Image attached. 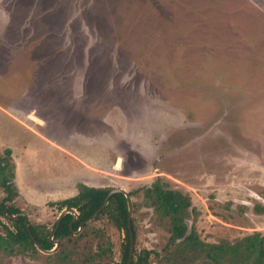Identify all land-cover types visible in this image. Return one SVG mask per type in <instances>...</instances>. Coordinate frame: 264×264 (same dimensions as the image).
Segmentation results:
<instances>
[{"label":"rangeland","instance_id":"obj_1","mask_svg":"<svg viewBox=\"0 0 264 264\" xmlns=\"http://www.w3.org/2000/svg\"><path fill=\"white\" fill-rule=\"evenodd\" d=\"M8 148L35 223L56 221L48 202L80 183L138 189L135 248L160 250L169 232L142 189L161 177L191 196L205 241L264 231V0H0ZM91 225L79 250L102 227L119 260L125 231ZM39 253L0 264H58Z\"/></svg>","mask_w":264,"mask_h":264},{"label":"trees","instance_id":"obj_2","mask_svg":"<svg viewBox=\"0 0 264 264\" xmlns=\"http://www.w3.org/2000/svg\"><path fill=\"white\" fill-rule=\"evenodd\" d=\"M15 176V164L11 160V150L8 148L6 155H0V190L5 192L0 201V218H6L10 224L0 219V255H38L39 250L25 225V216L21 214L13 218L8 215V213L16 215L22 211L16 205L19 190ZM111 189L106 186L80 183L79 191L73 196L48 202L49 205L56 206L60 210L73 207L79 211V218L75 221L74 213L68 212L64 215L53 237L55 240H60L61 245L58 250L48 255L50 259L58 264H110V261L114 264H127L130 237L127 225L128 203L123 193L112 194L108 203L94 218L97 220L106 216L113 224L125 231L126 241L123 243L119 260L114 261L111 245L104 244L105 233L102 227L93 228L98 239L96 247L90 249L86 245L79 250L81 241L88 239L91 233L92 221L86 223L80 233L75 234L81 222L101 207ZM142 190L144 205L153 209L155 219L166 226L169 236L160 250L144 248L137 251L134 246L132 264H264V231L254 230L234 240L223 238L216 242L205 241L195 224L190 226L187 222L192 206V198L189 194L171 188L161 177ZM137 192L138 189L131 190L129 194L133 197ZM133 204L135 206L136 202L133 201ZM28 221L29 228L37 241L44 248L52 249L55 244L49 240V235L56 221L51 225ZM132 227L136 236L133 219Z\"/></svg>","mask_w":264,"mask_h":264},{"label":"water","instance_id":"obj_3","mask_svg":"<svg viewBox=\"0 0 264 264\" xmlns=\"http://www.w3.org/2000/svg\"><path fill=\"white\" fill-rule=\"evenodd\" d=\"M117 165H119V162H117ZM117 192H121L123 193L126 198H127V203H128V230H129V237H130V249H129V257H128V262L127 264H132V258H133V254H134V246H135V236H134V231H133V227H132V214H133V209H134V204H133V199H132V196L129 194V192L125 189V188H122V187H117V188H112L103 204L101 205V207L94 213L92 214L89 218H87L86 220H83L80 224V228L78 231H75V233H79L81 231V229L83 228V226L92 221L96 215L98 214V212L108 203L109 201V198L111 197L112 194L114 193H117ZM74 213L75 214V218H74V221L77 220L79 218V211L73 207H70V208H64L62 209V211L60 212V214L58 215L57 217V220H56V224L55 226L52 228L51 232H50V235H49V240L51 242H53L55 244V246L52 248V249H46L44 248L36 239V237L33 235V233L31 232L30 228H29V221H28V214L24 211H21L19 212L18 214L16 215H10V213H8L9 216H12L13 218H17L19 215H24L25 216V225L27 227V229L29 230V233H30V236L34 242V244L36 245L37 249L43 253H46V254H51L53 252H55L56 250H58V248L60 247L61 245V242L60 240H55L53 237H54V234L57 230V228L59 227L60 225V222L61 220L63 219L64 215L66 213ZM72 222L70 223V226L72 227Z\"/></svg>","mask_w":264,"mask_h":264}]
</instances>
